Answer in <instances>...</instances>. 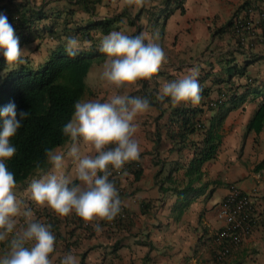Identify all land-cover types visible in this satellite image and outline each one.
<instances>
[{"label": "crops", "instance_id": "1", "mask_svg": "<svg viewBox=\"0 0 264 264\" xmlns=\"http://www.w3.org/2000/svg\"><path fill=\"white\" fill-rule=\"evenodd\" d=\"M35 1L46 3L48 13L75 7L69 0ZM244 1L183 0L184 13L175 9L164 23L158 6L154 14H146V24L132 31L119 29L132 35L140 28L164 49L166 61L151 78L150 90L156 88L157 92L163 81L178 79L190 68L198 67L202 99L195 106L160 101L159 108L152 104L147 113L137 117L140 127L136 135L143 149L140 158L113 170L109 177L122 200L121 225L112 227L100 220L103 231L96 233L95 220L85 223L74 213L56 215L53 264H59L69 251L78 258V264H264V169L254 171L264 158V129L259 134L246 130L264 96V21L256 27V40L247 51L240 49L225 29L224 33L213 34L233 18ZM250 1L264 8V0ZM97 7L95 13L102 10L94 20L128 12L121 0H103ZM128 14L137 16L138 11ZM64 37L61 42H65ZM96 38L99 45L102 36L97 34ZM41 44L39 49L48 45V57L57 42L45 38ZM35 46L36 43L30 45ZM87 48L82 43L81 49ZM103 62L94 64L87 75L96 80L94 86L88 85L91 96L96 98L107 95L99 79ZM138 88L136 83L122 92L129 95ZM226 90L234 92L233 102L209 109L208 103ZM182 107L195 110V119L202 122L200 131L189 133L182 123L172 122L175 109ZM229 108L232 109L223 116ZM209 130L221 137V144L214 158L197 164L195 151L202 147ZM67 148L68 143L56 149ZM73 167L67 159L65 172L70 173ZM50 170L51 165L46 172ZM137 170L141 171L138 178ZM231 186L253 195L262 212L253 233L227 260L216 263L211 257L210 240L222 226L217 210Z\"/></svg>", "mask_w": 264, "mask_h": 264}, {"label": "clouds", "instance_id": "2", "mask_svg": "<svg viewBox=\"0 0 264 264\" xmlns=\"http://www.w3.org/2000/svg\"><path fill=\"white\" fill-rule=\"evenodd\" d=\"M63 39L65 51L73 57L82 43L91 44L76 35ZM99 51L105 56L99 79L107 89L106 98L75 102L71 119L62 126L67 151L46 149L51 170L33 178L29 185L35 205L46 206L60 217L74 213L85 223L95 220L96 233L103 231L98 221H112L121 211L119 190L109 177L113 170L140 158L143 149L136 135L140 127L137 117L152 107L148 97L126 95L122 90L151 79L166 61L162 46L146 32L129 35L113 30L102 35ZM26 52L14 25L0 11V54L6 66L25 63ZM199 74V68L192 67L178 79L163 81L156 99L173 106L200 104ZM28 115L29 111L18 110L14 101L0 107V244L4 245L0 264H53L56 236L52 225L33 219V209L17 198L15 173L7 165L17 152L12 138ZM67 159L74 165L70 173L65 172ZM19 216L25 217V222L17 227ZM59 264H78V258L69 251Z\"/></svg>", "mask_w": 264, "mask_h": 264}, {"label": "trees", "instance_id": "3", "mask_svg": "<svg viewBox=\"0 0 264 264\" xmlns=\"http://www.w3.org/2000/svg\"><path fill=\"white\" fill-rule=\"evenodd\" d=\"M132 1L135 0L128 1L129 7ZM153 1L161 7L159 13L162 14L163 23L175 9H179L180 14L184 13L181 4L183 0ZM69 2L80 6L81 11L88 15L89 18L85 23L84 20L75 21L74 9L48 13L45 9L47 4L43 2L38 4L35 0H0V11L5 12L14 25L16 35L20 38L21 48L30 47L31 44L36 43L34 50L37 51L41 46L40 42L45 38L57 42L48 57L36 65L32 63L31 57L25 55V63L10 68L6 66L4 57L0 54V107L14 101L18 110L29 111L28 117L24 119L21 128L12 138V143L17 146V152L7 161L9 170L15 173L16 187L26 185L37 174L47 171L50 164L47 162L46 149L55 150L68 143L67 138L62 134V126L71 119L75 102L92 94L86 84L87 75L94 64L102 63L105 59L104 54L99 51L98 38L92 32L96 30V33L102 36L113 30H119L123 19L128 20L130 27L137 26L130 19L127 10L94 20L97 17L96 8L103 0H69ZM244 10H264V8L256 7L250 0L244 1L233 14V18L223 28L215 30L213 34L222 33L225 29V33L234 39L232 33L234 18ZM141 13L142 11H139L137 16ZM154 13L151 11L150 15ZM139 32L141 30L137 28L132 35ZM70 35H76L82 42L91 41V44L87 46V49H81L76 56H69L64 48L65 42H61L60 39L61 36ZM137 83L139 88L129 95L148 97L151 104L159 108L160 101L158 104L153 103L157 99L156 88L153 91L150 90L151 79ZM233 97L228 98L218 107L220 108L226 102L232 103ZM231 109H227L223 116ZM193 112L195 110L190 108H177L172 122L182 123L181 125L187 128L185 131L189 133L198 129L200 131L203 127L199 123L202 122L195 119L196 113ZM162 113L163 111L160 112L159 117ZM263 129L264 96L246 127L248 133L254 134L261 133ZM202 144V147L195 151L198 157L197 164L214 158L221 144V137L217 134L213 135L209 130ZM261 169H264V158L255 165L254 171L258 172ZM140 174L141 171L137 170L135 177L138 178ZM259 212L262 211L259 210ZM51 225L54 232L55 227ZM114 225L112 227L120 226L121 220Z\"/></svg>", "mask_w": 264, "mask_h": 264}, {"label": "built area", "instance_id": "4", "mask_svg": "<svg viewBox=\"0 0 264 264\" xmlns=\"http://www.w3.org/2000/svg\"><path fill=\"white\" fill-rule=\"evenodd\" d=\"M264 21V10H244L232 24V33L237 45L242 50H249L256 40L255 29ZM234 92L225 91L218 99L208 103L211 108H217ZM135 168H139L138 165ZM260 206L253 195L243 192L236 186H231L217 210V218L222 222L221 228L210 240L212 260L222 263L253 233L259 221ZM123 215H117L112 221H107L109 226L122 220ZM49 222V221H48Z\"/></svg>", "mask_w": 264, "mask_h": 264}, {"label": "rangeland", "instance_id": "5", "mask_svg": "<svg viewBox=\"0 0 264 264\" xmlns=\"http://www.w3.org/2000/svg\"><path fill=\"white\" fill-rule=\"evenodd\" d=\"M119 1L120 0H118V1L115 0V3L119 2ZM121 1L124 2V4L126 5V8H128V12L131 15H133V11H135V10L138 11V12L139 11L144 12V15L142 13V16H141V14L138 15V16H130L132 18V20L134 21V23L136 25H139V26H142V25L146 24V22H147L146 14H148V13L150 14L151 11H157L156 9H158L156 1H153V0H135V1H132L130 7H128V4H127L129 0H121ZM101 10L99 9V11H97L96 15L101 14ZM87 17L88 16L84 12L81 11L80 6L75 4V7H74V19H75V21L80 22L82 20H85ZM138 21H140V24H139ZM120 28H125L126 31H132V29L134 27L131 28L127 24V22L123 21L121 23V25H120ZM92 33L97 35L96 30L93 31ZM42 42H43V40L40 42V44ZM47 46H43L42 49H39V51L38 50L35 51L33 47H26L27 52L25 54L28 55L29 57H31L32 63L34 65H36L38 62H40V61H42L43 59L46 58V56H47V49H46ZM86 47H87V45H86ZM94 81L96 82V80L94 78H92V77L91 78H86L87 86L88 85L89 86H94ZM92 98H96V97L91 96V95L90 96L87 95L82 100H87V99H92ZM65 151H67V149ZM42 174L43 173L37 174L33 178H39V176L42 175ZM32 179H30L26 183V185H24V186L15 187V194H16L18 199H20L21 201L24 202V206L25 207H31L33 209V212H34L33 219H39V220L40 219H44L46 223L53 224V223H55V219L57 217L56 214L51 209H49L46 206H37V205H35L34 202L30 199L29 185H30ZM16 219L18 220L17 227H20L25 222V217H23V216H19Z\"/></svg>", "mask_w": 264, "mask_h": 264}]
</instances>
